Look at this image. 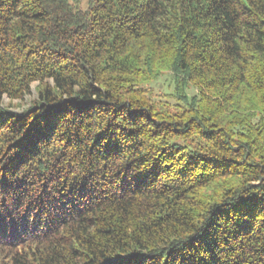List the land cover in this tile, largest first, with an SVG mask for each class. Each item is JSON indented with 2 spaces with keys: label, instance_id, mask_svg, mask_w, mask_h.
I'll return each mask as SVG.
<instances>
[{
  "label": "trees",
  "instance_id": "16d2710c",
  "mask_svg": "<svg viewBox=\"0 0 264 264\" xmlns=\"http://www.w3.org/2000/svg\"><path fill=\"white\" fill-rule=\"evenodd\" d=\"M0 264H264V0H0Z\"/></svg>",
  "mask_w": 264,
  "mask_h": 264
},
{
  "label": "rangeland",
  "instance_id": "374dc122",
  "mask_svg": "<svg viewBox=\"0 0 264 264\" xmlns=\"http://www.w3.org/2000/svg\"><path fill=\"white\" fill-rule=\"evenodd\" d=\"M154 86H155V89L157 91H159L161 94H168L170 92V86H171L170 78L168 76H165L161 79L160 82H158ZM36 87H37V84L32 85L31 95H29L25 98V101L23 103L24 106L20 110H17L18 112H22L24 109H27L30 107L31 101L36 97L35 96L36 95ZM5 101L7 103L8 99H6Z\"/></svg>",
  "mask_w": 264,
  "mask_h": 264
}]
</instances>
